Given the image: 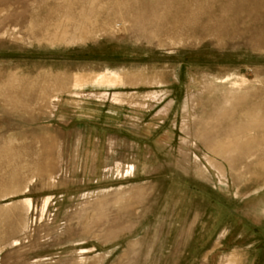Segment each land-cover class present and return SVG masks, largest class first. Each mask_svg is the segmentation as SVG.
Masks as SVG:
<instances>
[{"label":"rangeland","instance_id":"374dc122","mask_svg":"<svg viewBox=\"0 0 264 264\" xmlns=\"http://www.w3.org/2000/svg\"><path fill=\"white\" fill-rule=\"evenodd\" d=\"M0 264H264V0H0Z\"/></svg>","mask_w":264,"mask_h":264},{"label":"crops","instance_id":"0c3cea01","mask_svg":"<svg viewBox=\"0 0 264 264\" xmlns=\"http://www.w3.org/2000/svg\"><path fill=\"white\" fill-rule=\"evenodd\" d=\"M90 81L96 82L98 84H105V85H116L121 83V76L116 72H107V73H99L95 75ZM85 82H88L84 79V77H76V85H81Z\"/></svg>","mask_w":264,"mask_h":264}]
</instances>
